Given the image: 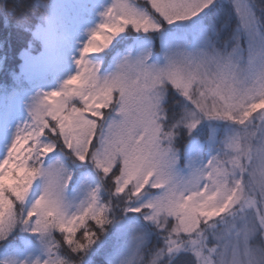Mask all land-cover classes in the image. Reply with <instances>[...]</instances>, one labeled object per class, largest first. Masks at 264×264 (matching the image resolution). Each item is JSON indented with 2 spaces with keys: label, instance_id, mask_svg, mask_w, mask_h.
Returning <instances> with one entry per match:
<instances>
[{
  "label": "snow or ice",
  "instance_id": "6c2138e0",
  "mask_svg": "<svg viewBox=\"0 0 264 264\" xmlns=\"http://www.w3.org/2000/svg\"><path fill=\"white\" fill-rule=\"evenodd\" d=\"M101 17L0 121V264H264V0Z\"/></svg>",
  "mask_w": 264,
  "mask_h": 264
},
{
  "label": "rangeland",
  "instance_id": "374dc122",
  "mask_svg": "<svg viewBox=\"0 0 264 264\" xmlns=\"http://www.w3.org/2000/svg\"><path fill=\"white\" fill-rule=\"evenodd\" d=\"M110 0H46L31 27L32 40L20 51L10 82L0 91V121L15 127L27 115L26 104L38 92L59 87L75 70L89 32Z\"/></svg>",
  "mask_w": 264,
  "mask_h": 264
},
{
  "label": "trees",
  "instance_id": "16d2710c",
  "mask_svg": "<svg viewBox=\"0 0 264 264\" xmlns=\"http://www.w3.org/2000/svg\"><path fill=\"white\" fill-rule=\"evenodd\" d=\"M46 0H0V91L11 79L20 62V51L32 40L31 27ZM235 26V20L231 27ZM222 33L226 39L231 31ZM59 235V234H57Z\"/></svg>",
  "mask_w": 264,
  "mask_h": 264
}]
</instances>
